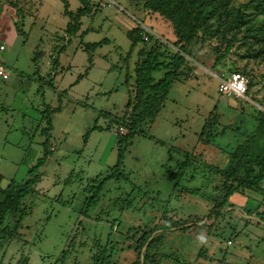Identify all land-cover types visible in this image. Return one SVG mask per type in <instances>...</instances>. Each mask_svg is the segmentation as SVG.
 Here are the masks:
<instances>
[{"label": "rangeland", "instance_id": "1", "mask_svg": "<svg viewBox=\"0 0 264 264\" xmlns=\"http://www.w3.org/2000/svg\"><path fill=\"white\" fill-rule=\"evenodd\" d=\"M1 1L9 10L0 14V44L5 47L1 63L8 73L6 79L0 76L2 188L30 177L29 169L43 155L44 111L61 109L49 111L51 154L38 169L34 191L23 199L31 210L19 230L22 236L0 247V264H13L21 254L30 264H54L73 239L68 264H92L94 251L88 248L95 238L116 246L113 264H128L136 251L126 235L138 226L163 230L161 250L190 264H264V180L263 191L234 192L220 212L210 213L220 179L214 167L227 166L228 152L253 130L258 111L264 109V61L244 56L246 32L238 34L219 63L214 62L216 39L191 45L194 59H187L195 70L190 78L173 83L157 117L149 126L143 124L146 133L132 138L121 175L107 178L116 163L120 128L125 132L119 118L132 93L133 67L143 44L130 51L126 33L139 24L173 41L171 25L144 10V0L104 6L101 0H90L99 4L98 10L81 18L76 34L67 35L69 17L62 0H9L29 14L21 33L14 26V8ZM68 4L74 11L81 2ZM103 39L94 49H85ZM243 67L254 80L248 94L234 98L219 93L218 77ZM161 75L154 73L155 78ZM209 113L218 115L217 134L205 143L199 133ZM186 154L190 161L181 169L178 164ZM100 181L99 199L83 213L92 194L88 188L96 190ZM190 215L200 220L190 229L167 226L171 219Z\"/></svg>", "mask_w": 264, "mask_h": 264}, {"label": "trees", "instance_id": "2", "mask_svg": "<svg viewBox=\"0 0 264 264\" xmlns=\"http://www.w3.org/2000/svg\"><path fill=\"white\" fill-rule=\"evenodd\" d=\"M62 2L63 13L69 17V22L66 25L67 35L76 34L81 27V18L96 12L99 5L91 3L90 0H80L81 5L73 11L69 9L68 0H62ZM230 2L231 0L143 1L144 10L158 14L171 25L174 40L169 41L163 35L149 32V39L144 41L142 35L145 29L139 24L126 33L131 39L130 51L139 42L143 44L137 50V59L133 67L132 93L129 95L123 114L119 118V124L125 127V132L123 129V132L118 134L117 159L112 167L113 172L107 178L121 175L125 152L131 144L132 138L136 134L146 133L143 124L147 127L157 117L173 83L190 78L195 67L188 63L187 57L194 59L190 47L195 41L202 42L207 38L216 39L218 43L213 47L216 53L214 62L219 63L231 52L234 44L239 40L238 34L244 30L246 32L242 43L246 46L244 56L251 59L260 58L264 61V0H248L237 6ZM7 4L15 10L14 26L16 31L24 33L21 25H23L24 17L29 14H24L23 9L18 6L16 1L8 0ZM105 41L106 39L87 43L85 49H94ZM254 44L260 45L254 48ZM156 71H162V75L158 78L154 76ZM232 71L240 72L248 78L246 92L248 94L254 85L253 75H250L246 67L232 69L230 72ZM262 77L264 78V72ZM60 109L61 106L59 105L50 109L46 108L44 111V114L46 112L48 114H43L47 124L41 131L45 136L43 155L29 169L30 177L19 184L12 180L4 188L0 186V247L22 236L19 230L25 216L31 210L30 205L23 204V199L34 191V184L40 178L38 169L51 154L49 139L52 125L49 111L53 113L60 111ZM217 120L218 115L216 113H209L199 133V138L203 142L209 143L211 138L217 134L215 132ZM86 138L87 133L84 134L85 141ZM228 158V164L225 168L214 167V171L220 179L219 184L214 187L213 205L210 208V213L220 212L234 192L245 189L263 191L264 109L258 111L255 127L245 135L242 142H239L228 152ZM189 161L190 156L184 155V159L179 162L178 167L185 168ZM102 184L103 181H100L96 190L88 188L92 194L84 202L85 210H82L83 213L99 199L98 190L101 189ZM248 214L250 215L251 211L248 210ZM190 216L185 220L171 219L167 226L171 229L175 226H179L181 230L190 229L200 221L197 219V215ZM6 219L9 220L8 223L5 222ZM80 225L79 223L77 234L80 231ZM139 231H142L140 235L138 234ZM128 233L126 237L131 238L134 242L133 249L136 251L135 259L128 264H162L166 260H172L173 264H190L173 258L161 250L166 238L163 230H157L155 227L142 229L138 226L131 227ZM73 243L74 239L66 249L60 252L54 264H68L70 257H72L71 245ZM86 244L79 243L80 246H86ZM115 248L114 244L109 245L108 242L102 244L100 239L95 238L88 248L89 251H94L91 256L92 264H113L112 258ZM199 254L203 256L204 253L201 250ZM13 264H30L29 257L21 254ZM71 264L78 263L73 261Z\"/></svg>", "mask_w": 264, "mask_h": 264}, {"label": "built area", "instance_id": "3", "mask_svg": "<svg viewBox=\"0 0 264 264\" xmlns=\"http://www.w3.org/2000/svg\"><path fill=\"white\" fill-rule=\"evenodd\" d=\"M102 6L104 5H110L115 3V0H101ZM145 31L142 35V38L144 41H147L149 39V32H152L150 29L144 28ZM5 47L3 44H0V76L3 79H6L8 77V73H6L3 69L1 58H2V52L4 51ZM218 92L222 95H225L227 97H234V98H244L246 96L247 87H248V78L237 71L229 72L228 75L218 77ZM123 132V127L120 128V133ZM228 243H231V241H228Z\"/></svg>", "mask_w": 264, "mask_h": 264}, {"label": "crops", "instance_id": "4", "mask_svg": "<svg viewBox=\"0 0 264 264\" xmlns=\"http://www.w3.org/2000/svg\"><path fill=\"white\" fill-rule=\"evenodd\" d=\"M4 10H8L4 4L0 3V14L4 12ZM9 11V10H8ZM135 27V26H134ZM133 28V27H132ZM1 35V34H0ZM5 50V49H4Z\"/></svg>", "mask_w": 264, "mask_h": 264}]
</instances>
